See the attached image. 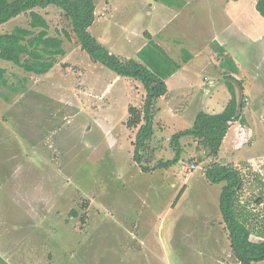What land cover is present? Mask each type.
<instances>
[{
  "label": "rangeland",
  "instance_id": "obj_1",
  "mask_svg": "<svg viewBox=\"0 0 264 264\" xmlns=\"http://www.w3.org/2000/svg\"><path fill=\"white\" fill-rule=\"evenodd\" d=\"M94 1L89 29L123 60L139 59L151 41L182 63L183 46L196 55L185 64L196 75L180 78L185 90H175L173 80L156 100L158 122L141 164L153 168L176 157L174 134L192 127L201 111L236 108L242 119L232 122L217 156L183 136L177 164L144 171L133 157L137 127L127 126L129 106L144 105L142 83L93 61L60 9L41 10L50 33H62L66 54L44 74L0 59L7 70V84L0 82V256L10 264H241L220 211L225 182H210L206 170L213 163L240 170L241 203L257 228L252 238L260 239L264 41L255 37L261 23L252 24L250 11L232 21L236 0L233 8L225 0H174L170 7L169 0ZM28 20L20 15L1 31Z\"/></svg>",
  "mask_w": 264,
  "mask_h": 264
},
{
  "label": "trees",
  "instance_id": "obj_2",
  "mask_svg": "<svg viewBox=\"0 0 264 264\" xmlns=\"http://www.w3.org/2000/svg\"><path fill=\"white\" fill-rule=\"evenodd\" d=\"M52 6L63 12L81 48L93 61L111 69L117 76L131 77L142 83L146 91L144 105L141 109L130 105V117L127 120L128 127H137L133 157L141 164L142 151L154 135L156 100L167 94L166 80L181 64L168 56L164 48L153 41L140 50L139 59L130 57L123 60L110 52L89 29L96 19L94 0H0V59L38 74L47 73L54 67L58 57L66 54V49L62 33L52 35L49 21L41 12ZM256 8L264 17V0H258ZM20 15L28 16V26L17 25L11 31H1V26ZM62 31L70 38L66 29L63 28ZM220 49L224 51L223 47ZM190 57V53L184 56V62H188ZM229 63L231 70L237 72L238 68L231 58ZM6 72L5 68L0 67V82L5 85ZM240 115L241 111L236 108L216 113L199 112L192 127L174 134L173 140L178 151L176 157L160 160L153 168L142 163V169L147 172L177 164L182 149L179 140L183 136L197 139L211 155L217 156L232 122L239 120ZM206 177L213 183L225 182L220 195V211L235 259L241 264L264 261V230L257 232L260 239L252 238L257 228L252 215L241 203L244 180L240 170L231 165L213 163L207 168ZM0 264L10 263L0 256Z\"/></svg>",
  "mask_w": 264,
  "mask_h": 264
},
{
  "label": "crops",
  "instance_id": "obj_3",
  "mask_svg": "<svg viewBox=\"0 0 264 264\" xmlns=\"http://www.w3.org/2000/svg\"><path fill=\"white\" fill-rule=\"evenodd\" d=\"M231 1H233V0H225V2H224L225 7L233 8V7L230 6V4L232 3ZM236 1H237L236 3H232L233 5L236 6V8H235L236 11H234L235 14L232 17V21L236 22V21H238L240 19V17H239L240 12L242 13L243 11L244 12L245 11H250L251 12L250 13V15H251V20L250 21H252V24H253V21H257V20H258L257 23H261V30L259 31V33L255 37L256 41H264V20L262 18H260L261 14L256 8V4H257L258 0H236ZM191 2H193V0H191V1L187 0V4L188 5ZM167 3L168 4L166 6L170 7V5L172 3H174V0H169ZM249 6H251V7H249ZM262 20H263V22H262ZM173 32H175V31H172L171 29H167L166 34L168 33V35H172ZM173 35H174V33H173ZM182 50H183L184 53H186L185 56H187L189 53L191 54V57H190L188 62H191L193 59H195L196 55L194 54L193 50H190L189 47H184L183 46ZM166 51H167L168 56H170L173 60H175L176 62L181 64V67L179 69H177L174 74H172L171 76H169L167 78L166 83H167V86H168V90L170 89L171 81L175 80V82H174L175 90H178V91L181 90V92H183L185 89L183 88V91H182V89H181V87L179 85L180 84L179 82L181 81L180 78L182 77L183 74H190L191 76L192 75L195 76L197 71L195 72L194 69H192L190 67H185V64H187V62H184V59H183L184 63L179 62L176 58L173 57V55H170L171 54L170 51H168V50H166ZM212 84H214V83H212ZM177 85H179V87ZM169 91H168V93H169ZM166 95L160 97L159 100L161 99V101H162L164 99V97H166ZM212 101L214 102V100H212ZM161 119H162V121H164L163 118H161ZM154 122L157 123L158 120L156 121V118H154Z\"/></svg>",
  "mask_w": 264,
  "mask_h": 264
}]
</instances>
